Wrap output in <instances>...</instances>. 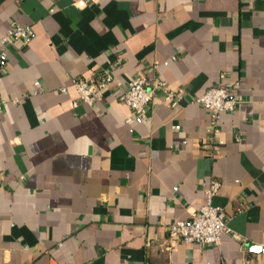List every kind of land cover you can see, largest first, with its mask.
<instances>
[{
    "label": "crops",
    "instance_id": "crops-1",
    "mask_svg": "<svg viewBox=\"0 0 264 264\" xmlns=\"http://www.w3.org/2000/svg\"><path fill=\"white\" fill-rule=\"evenodd\" d=\"M77 1L0 0V37L33 30L0 65V264H264V0ZM104 71L121 85L84 104L74 79ZM139 76L179 105L157 90L129 123ZM215 86L237 101L216 149ZM212 177L234 235L171 242Z\"/></svg>",
    "mask_w": 264,
    "mask_h": 264
},
{
    "label": "built area",
    "instance_id": "built-area-1",
    "mask_svg": "<svg viewBox=\"0 0 264 264\" xmlns=\"http://www.w3.org/2000/svg\"><path fill=\"white\" fill-rule=\"evenodd\" d=\"M74 4L76 7L82 8L86 5V2L84 0H79ZM32 37L33 30L30 25L13 23L9 33L0 37V65L5 55L4 47L8 43L20 42L28 44ZM221 78H224V74L221 75ZM114 84L118 86L121 85V83H117L115 78L107 71L99 73L93 80L76 78L73 81V86L81 101L92 107ZM157 90L163 92L164 99L168 101L172 107L179 105V100L176 98L175 92H173L167 86V83L162 80L151 83L146 77L139 76L129 81L127 88L123 90L120 97V100L134 112V117L128 119L129 123L133 122L134 119H146L148 117V110L150 105L154 102ZM196 102L209 110L212 115L214 138L217 140L214 145V149H216L218 144H223L219 139L221 134L219 128L221 115L224 112L234 110L237 101L233 97L231 90L221 86H215L210 87L201 97H198ZM176 128L179 129V126ZM220 187L221 182L212 177L206 189L205 204L199 210L194 211L189 219L169 225V238L171 242L182 241L205 247L212 243H219L224 233L234 235L229 227L228 216L222 209L218 208L213 203V199L217 195Z\"/></svg>",
    "mask_w": 264,
    "mask_h": 264
}]
</instances>
